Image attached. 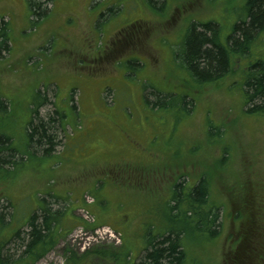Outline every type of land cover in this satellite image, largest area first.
Instances as JSON below:
<instances>
[{"label":"rangeland","instance_id":"rangeland-1","mask_svg":"<svg viewBox=\"0 0 264 264\" xmlns=\"http://www.w3.org/2000/svg\"><path fill=\"white\" fill-rule=\"evenodd\" d=\"M247 2L52 0L34 18L29 0H0L9 42L0 52V138L17 151L8 180L0 175V240L13 238L5 252L17 259L31 216L50 208L64 238L36 264L71 255L134 264L150 238L170 232L180 234L185 264H228L242 246L260 262L264 114L248 115L242 84L250 63L264 59V32L220 81H199L183 60L192 25H217L225 42ZM45 97L40 116L60 117L48 156L28 136L34 102ZM201 179L218 209L214 234L184 216L186 205L177 217L168 209L176 186L187 197ZM119 253L129 263L111 259Z\"/></svg>","mask_w":264,"mask_h":264},{"label":"trees","instance_id":"trees-1","mask_svg":"<svg viewBox=\"0 0 264 264\" xmlns=\"http://www.w3.org/2000/svg\"><path fill=\"white\" fill-rule=\"evenodd\" d=\"M52 0H29L32 9V16L40 18L47 11V5ZM247 16L239 22L233 29L231 35L225 42L219 40L220 29L217 25L210 23L207 25H192V31L186 41V52L184 61L188 68L194 73L199 81L214 83L222 80L232 68L234 59L244 58L252 51L254 42L259 34L264 32V0H248L246 6ZM7 38V26L0 19V52L9 50ZM245 82L242 88L245 95V106L248 115L264 114V59H258L250 63L245 73ZM47 97L34 102L33 117L29 125L28 136L30 145L36 144L37 150L48 156L59 144L60 117L48 116L42 118L39 110L44 107ZM164 100H167L164 97ZM185 106L192 107V102L185 99ZM153 107H159L160 102H152ZM5 103L0 101V110H4ZM246 113V112H245ZM64 116L61 115V121ZM5 133V132H4ZM6 134V133H5ZM4 143L0 145V175L4 176V181L8 176L4 167L12 164L17 151L12 150L11 137L0 138ZM10 144V145H9ZM15 164V163H13ZM18 166V165H17ZM1 194V192H0ZM210 189L207 180L201 179L191 190L189 196H184L182 184L176 186V195L173 197V204L170 209L177 217L181 213V207L186 205L184 216L193 220L199 216L200 222L206 226L214 228V233L220 229L218 209L209 205ZM59 213L51 211L50 208L42 214H33L28 222L29 231L27 238L21 239L20 256L14 258L13 255L5 252L6 245L12 241V237L0 240V264H36L48 253L55 249L62 236L64 227L59 219ZM2 223V221H0ZM16 239L20 238L17 234ZM179 233L170 232L152 237L144 256L138 263L134 264H185L186 253L182 248ZM241 247V246H240ZM246 248L242 246L235 256H227L228 264H251ZM98 253V252H97ZM104 258L108 255L99 252ZM128 254L119 253L112 255L111 259L116 263L124 259L129 263ZM67 264H84L83 259L71 255Z\"/></svg>","mask_w":264,"mask_h":264},{"label":"flooded vegetation","instance_id":"flooded-vegetation-1","mask_svg":"<svg viewBox=\"0 0 264 264\" xmlns=\"http://www.w3.org/2000/svg\"><path fill=\"white\" fill-rule=\"evenodd\" d=\"M180 13V11L178 12H175V14L174 15H178ZM174 19V18H173ZM129 37H130V35H129ZM130 39V38H129ZM130 40H132V38L130 39ZM125 42H126V39H125ZM262 252V251H261ZM259 252V253H255L256 255H258L259 256V260H260V262L259 261H256V263L255 264H264V253L262 252ZM251 258V257H250Z\"/></svg>","mask_w":264,"mask_h":264}]
</instances>
